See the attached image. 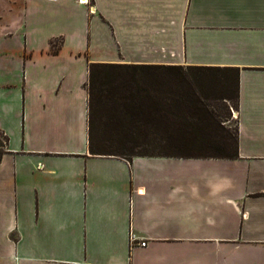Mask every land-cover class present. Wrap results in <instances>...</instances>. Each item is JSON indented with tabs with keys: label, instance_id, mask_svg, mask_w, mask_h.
I'll return each instance as SVG.
<instances>
[{
	"label": "crops",
	"instance_id": "crops-1",
	"mask_svg": "<svg viewBox=\"0 0 264 264\" xmlns=\"http://www.w3.org/2000/svg\"><path fill=\"white\" fill-rule=\"evenodd\" d=\"M90 3L0 0V264H264V0ZM101 62L236 70L238 156L90 153Z\"/></svg>",
	"mask_w": 264,
	"mask_h": 264
},
{
	"label": "trees",
	"instance_id": "trees-1",
	"mask_svg": "<svg viewBox=\"0 0 264 264\" xmlns=\"http://www.w3.org/2000/svg\"><path fill=\"white\" fill-rule=\"evenodd\" d=\"M237 73L199 66L88 64V149L92 154L236 158L238 129L231 131L211 101H238ZM225 108V106H224ZM227 117V116H226ZM228 120V118H226ZM112 136L126 156L101 151L94 131ZM8 144L0 131V158Z\"/></svg>",
	"mask_w": 264,
	"mask_h": 264
},
{
	"label": "rangeland",
	"instance_id": "rangeland-1",
	"mask_svg": "<svg viewBox=\"0 0 264 264\" xmlns=\"http://www.w3.org/2000/svg\"><path fill=\"white\" fill-rule=\"evenodd\" d=\"M211 104L214 106L216 112L222 116L223 119H225V125L233 132L237 128V115H235L238 112V103L237 101H211ZM225 106V108H224ZM227 116V117H226ZM228 118V120H226ZM112 136L110 133L103 131L101 129H96L94 131V139L96 142L102 141L103 145L98 146L101 151L111 149L113 152L120 153L123 156H126L125 154H122L121 152H124V148L122 145L116 144V141L109 146L107 144L109 142V139ZM1 151V148H0ZM128 157V156H126Z\"/></svg>",
	"mask_w": 264,
	"mask_h": 264
},
{
	"label": "built area",
	"instance_id": "built-area-1",
	"mask_svg": "<svg viewBox=\"0 0 264 264\" xmlns=\"http://www.w3.org/2000/svg\"><path fill=\"white\" fill-rule=\"evenodd\" d=\"M80 4L89 5V11L92 12L94 10V7L92 3H90V0H78ZM237 118H238V112H237ZM130 243L133 246H146L145 240H138L136 234L131 233L130 234Z\"/></svg>",
	"mask_w": 264,
	"mask_h": 264
}]
</instances>
